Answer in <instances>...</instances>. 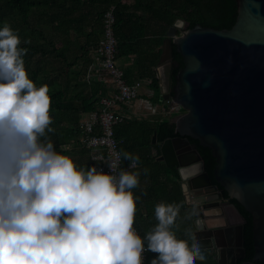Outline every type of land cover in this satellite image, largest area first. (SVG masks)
Returning <instances> with one entry per match:
<instances>
[{
  "label": "clouds",
  "instance_id": "clouds-1",
  "mask_svg": "<svg viewBox=\"0 0 264 264\" xmlns=\"http://www.w3.org/2000/svg\"><path fill=\"white\" fill-rule=\"evenodd\" d=\"M20 45L10 23L0 26V264H144L145 239L157 254L149 264L204 260L191 231L187 243L174 237L175 202L155 205L158 223L146 236L133 227L139 171L120 167L119 153L105 170L57 150L47 135L54 131L49 85L30 77ZM123 156L129 168L139 161Z\"/></svg>",
  "mask_w": 264,
  "mask_h": 264
},
{
  "label": "water",
  "instance_id": "water-1",
  "mask_svg": "<svg viewBox=\"0 0 264 264\" xmlns=\"http://www.w3.org/2000/svg\"><path fill=\"white\" fill-rule=\"evenodd\" d=\"M236 2L238 15L229 30L200 24L187 29L182 19L170 29L156 73L162 99L179 105L184 113L172 121L178 136L159 143L154 133L150 151L167 166L178 168L183 197L195 212L196 238L201 235L198 241L211 250L215 263L223 264L221 253H229L228 264H238L245 256L244 223L233 228L236 244H229V251L228 244H221L226 230L232 231L225 214L217 211L226 201V191L252 217L254 255L243 264H262L264 0ZM173 45L184 63L175 75L174 87ZM191 139L211 149L216 162L213 178Z\"/></svg>",
  "mask_w": 264,
  "mask_h": 264
},
{
  "label": "trees",
  "instance_id": "trees-1",
  "mask_svg": "<svg viewBox=\"0 0 264 264\" xmlns=\"http://www.w3.org/2000/svg\"><path fill=\"white\" fill-rule=\"evenodd\" d=\"M114 3L115 0H0V26L7 22L18 31L20 46L28 49L24 58L30 77L37 86L44 83L49 85L50 112L53 116L51 127L54 131L47 135L54 141L58 151L70 156L72 151L66 149V145L83 133L80 122L83 115L98 111L101 100L109 95L111 89L112 84L105 80L104 74L92 68L94 60L89 56L103 37L104 14ZM198 17L194 0H134V4L118 6L115 25L116 59L136 57L134 68H123V74L128 83L145 80L147 87L154 90L152 96L142 92V98L150 100L154 105L162 104L156 68L163 42L178 19L187 23V29L199 23L205 27L229 30L236 22V7L232 21L225 26L198 21ZM172 49L174 87L175 75L184 67V63L175 45ZM183 112L181 109L179 114ZM175 115L164 117L155 124L131 118L115 126L116 137L123 140L120 146L123 168H128L130 164L123 156L125 151L138 155V163L149 161L154 133H157L159 143L178 136L175 124L171 122ZM190 141L201 154L205 171L213 178L216 162L211 149L199 146L198 141ZM80 149L89 151L86 148ZM86 153L81 152L82 156ZM172 170L177 172L176 168ZM220 189L223 190L222 187ZM223 193L246 219L245 256L239 263L251 261L254 255L252 217L237 199L229 198L226 191ZM169 196L177 199L181 193L170 191ZM150 259L149 251L147 264ZM207 261L216 264L212 256H208Z\"/></svg>",
  "mask_w": 264,
  "mask_h": 264
},
{
  "label": "crops",
  "instance_id": "crops-1",
  "mask_svg": "<svg viewBox=\"0 0 264 264\" xmlns=\"http://www.w3.org/2000/svg\"><path fill=\"white\" fill-rule=\"evenodd\" d=\"M131 4H134V0H127L126 5H131ZM89 58L92 59L91 54ZM135 58L136 57L133 56L130 57L129 59H118V60L116 59L115 61L116 66L122 72H123V68L126 67L134 68ZM92 68H95L97 70V73L99 72L95 64H93ZM142 82H143V86L140 91V96L142 92L146 93L148 96H152L155 93L154 90L149 89L147 87V82L145 80H143ZM115 92L116 91L114 86L111 85V89L108 94L111 95L112 93ZM161 102H162L161 105H154L156 107L155 113H152L148 109L144 108L138 102H133L130 105H126L121 102H118L114 109L116 113L126 116V119H131V118L144 119L152 124L158 123L164 117H169V116L171 117L172 114H176L177 116L181 115L179 114L181 110L178 112L171 111L170 105L167 103V101H164L162 97H161ZM176 115L173 116L171 122L173 121L174 118L177 117ZM81 137L82 134L77 135L75 137L76 139L70 140L66 145V149H70L72 151L71 156L78 166L87 164L86 166L90 167L91 165L94 164V161L91 159V151L81 150L80 147L78 148V140H80ZM82 151L87 153L84 154V156H82L81 154ZM102 152L103 151H101V153ZM149 154H150L149 161L137 163L136 167L130 170V171H139V181H140L139 184L134 189H132L134 195L138 197L136 201V213H135L134 224L139 229L141 235L146 236V233L150 231L155 224L158 223V220L155 217V205L161 201H165L168 203L175 202L180 207V212L178 215V220L172 228L173 235L178 242L187 243L184 233L186 231H191L194 238H196L195 234L197 233V229L194 223V219L189 220L187 222H185L184 220L185 216L192 213L193 211L192 208L189 205H187L183 197L180 186L179 170L177 167L167 166V163H165V161L158 160L155 157L154 152H151L150 150H149ZM172 168H176L177 172L172 170ZM163 170L165 171L164 174H163ZM170 191H173L174 193H176V191H179L181 193V197L174 199V197L169 196ZM221 206L224 212H226V210H230V206H228L227 201L223 202ZM224 218L225 220L228 221L229 227L232 228V231L231 229L226 230V236L223 237L224 240L221 241V244L223 243L228 244V247L226 249L229 251L231 247L229 244L231 245L236 244L235 243L236 232L233 228L239 226V224L241 225V221L238 218L236 219L234 217H228L226 214ZM200 236H198L196 239L201 241L202 239ZM201 245L204 246L203 244ZM202 251L204 252L205 259L197 260L196 264H209L207 258L208 256H211V250L202 247ZM155 255L157 254L150 251L151 258ZM221 255H222L221 262L223 264H228L230 260L229 253L226 254L221 253ZM239 260L240 259L237 260L238 264L244 263V262L239 263Z\"/></svg>",
  "mask_w": 264,
  "mask_h": 264
},
{
  "label": "built area",
  "instance_id": "built-area-1",
  "mask_svg": "<svg viewBox=\"0 0 264 264\" xmlns=\"http://www.w3.org/2000/svg\"><path fill=\"white\" fill-rule=\"evenodd\" d=\"M126 2L127 0H115V3L105 12L103 37L97 48L91 53L96 68L104 74L105 80L114 86L116 92L101 100L98 111L84 114L81 120L83 133L79 140V146L90 150L94 164L97 167H103L105 170H109L108 164L111 159L116 158L117 153H119V166L123 168L122 152L120 150L123 140L116 137L115 126L123 122L126 116L115 112L116 104L121 102L130 105L133 102H138L152 113L156 112L154 104L140 96L143 82L128 83L124 78L123 72L116 66V10L120 4H125ZM167 103L170 105L171 111L178 112L181 110V107L172 101H167ZM101 151L103 152L101 153ZM126 169L131 168L128 167ZM133 227L141 235L135 224ZM145 246L144 264H147L149 251L147 250L146 240Z\"/></svg>",
  "mask_w": 264,
  "mask_h": 264
},
{
  "label": "flooded vegetation",
  "instance_id": "flooded-vegetation-1",
  "mask_svg": "<svg viewBox=\"0 0 264 264\" xmlns=\"http://www.w3.org/2000/svg\"><path fill=\"white\" fill-rule=\"evenodd\" d=\"M194 2L197 5V13L199 16L198 21L204 20L206 22H212V23L215 22L218 25L225 26L228 24V22H231L234 17V7H236V18H237L238 7H237L236 0H194ZM188 159H190V157ZM226 201L228 202V206H230V210H226V212H224L221 206V207H218L219 209H217V211L220 213L226 214L228 217H234L236 219L238 218L241 221V224L243 223L245 224L246 219L243 216L238 214V212L234 209L229 199H226ZM219 223H222V222H219ZM236 256L238 258L240 256V253L236 252ZM243 262H246V261H243Z\"/></svg>",
  "mask_w": 264,
  "mask_h": 264
},
{
  "label": "rangeland",
  "instance_id": "rangeland-1",
  "mask_svg": "<svg viewBox=\"0 0 264 264\" xmlns=\"http://www.w3.org/2000/svg\"><path fill=\"white\" fill-rule=\"evenodd\" d=\"M184 113V112H183ZM183 113H181V114H183Z\"/></svg>",
  "mask_w": 264,
  "mask_h": 264
}]
</instances>
